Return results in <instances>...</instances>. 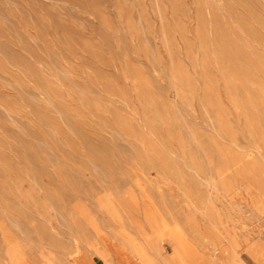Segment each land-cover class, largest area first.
Segmentation results:
<instances>
[{
	"label": "rangeland",
	"instance_id": "rangeland-1",
	"mask_svg": "<svg viewBox=\"0 0 264 264\" xmlns=\"http://www.w3.org/2000/svg\"><path fill=\"white\" fill-rule=\"evenodd\" d=\"M211 234L264 264V0H0V264L217 261Z\"/></svg>",
	"mask_w": 264,
	"mask_h": 264
},
{
	"label": "bare ground",
	"instance_id": "bare-ground-1",
	"mask_svg": "<svg viewBox=\"0 0 264 264\" xmlns=\"http://www.w3.org/2000/svg\"><path fill=\"white\" fill-rule=\"evenodd\" d=\"M211 235L207 236V240L209 245H213L216 248L215 252H220V256H218L217 261H214L212 259H206L204 257H199L196 255L190 256L186 254L175 241H173V246L178 254L180 263L181 264H247L244 260L240 258L239 247L241 245V242L237 238H235V236L227 235L226 237L228 239V242L225 244L221 241L220 237H218L217 235L214 236ZM248 236H250V234ZM244 240L248 243L246 249L253 258L257 259L260 258L261 256H264V238H259L254 242H248L249 239L248 240L244 239ZM77 250H78L77 251L78 254H81L83 252V249L81 248H78ZM169 263L178 264L176 263V261H173L170 258H169ZM93 264L96 263L93 262Z\"/></svg>",
	"mask_w": 264,
	"mask_h": 264
}]
</instances>
